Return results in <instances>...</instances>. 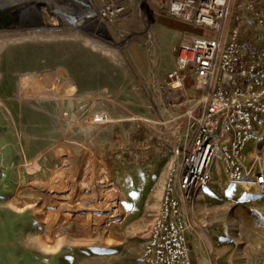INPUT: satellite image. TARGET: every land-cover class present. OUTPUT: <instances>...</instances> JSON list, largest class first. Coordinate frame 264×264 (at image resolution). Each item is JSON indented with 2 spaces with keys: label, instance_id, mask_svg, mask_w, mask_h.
I'll list each match as a JSON object with an SVG mask.
<instances>
[{
  "label": "rangeland",
  "instance_id": "374dc122",
  "mask_svg": "<svg viewBox=\"0 0 264 264\" xmlns=\"http://www.w3.org/2000/svg\"><path fill=\"white\" fill-rule=\"evenodd\" d=\"M90 2L106 32L98 23L0 43V264H143L170 167L185 145L191 99L164 77L184 38L214 33L154 0ZM246 28L253 51L264 50V32ZM81 100L100 103L107 119L63 114L66 102ZM258 130L241 152V183L216 159L218 182L182 203L192 264H264Z\"/></svg>",
  "mask_w": 264,
  "mask_h": 264
},
{
  "label": "built area",
  "instance_id": "2783aa9c",
  "mask_svg": "<svg viewBox=\"0 0 264 264\" xmlns=\"http://www.w3.org/2000/svg\"><path fill=\"white\" fill-rule=\"evenodd\" d=\"M154 1L167 5L169 14L181 22L214 33L184 38L174 67L164 77L169 88L188 93L191 105L185 112V145L170 167L143 255V264H192L182 203L208 182L215 157L225 161L230 181L240 182L245 174L241 152L264 126V50H248L246 28L254 25L264 32V0ZM63 106V114L74 121L79 115L95 123L107 119L100 103L81 100ZM56 112L59 115L60 109ZM256 184L264 187V179L257 177Z\"/></svg>",
  "mask_w": 264,
  "mask_h": 264
},
{
  "label": "bare ground",
  "instance_id": "6f19581e",
  "mask_svg": "<svg viewBox=\"0 0 264 264\" xmlns=\"http://www.w3.org/2000/svg\"><path fill=\"white\" fill-rule=\"evenodd\" d=\"M22 2L23 0H0V43L34 39L47 35L48 31L56 28L68 27L83 31L91 30L101 19L98 7L92 4L90 0H59V2L35 0L29 6H23ZM143 2L146 4L147 0H143ZM99 24L100 28L105 31L106 28L101 23ZM76 25L80 27H76ZM107 47L112 55L127 68L121 54L115 48ZM148 115H150L149 117L155 116L154 113ZM80 122L82 123V121ZM256 135L255 139L258 140L259 146L264 147V132L260 133L259 131ZM248 144L249 142H247V146ZM216 159L219 158H214L215 161H212L210 170L208 169L209 172H207V183L210 184L218 182L216 176L219 175L220 170L216 165ZM134 161L132 160V163H135ZM242 183L252 184L249 181ZM205 264H208L207 260H205Z\"/></svg>",
  "mask_w": 264,
  "mask_h": 264
},
{
  "label": "crops",
  "instance_id": "0c3cea01",
  "mask_svg": "<svg viewBox=\"0 0 264 264\" xmlns=\"http://www.w3.org/2000/svg\"><path fill=\"white\" fill-rule=\"evenodd\" d=\"M250 40H251V39H250ZM251 44H253V45H251ZM257 46H258V45H255L254 43H252V41H250V45L248 46V50H249V51H252V50H253V47H254V48H258Z\"/></svg>",
  "mask_w": 264,
  "mask_h": 264
}]
</instances>
